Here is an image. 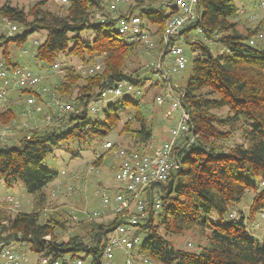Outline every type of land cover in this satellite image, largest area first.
I'll return each mask as SVG.
<instances>
[{
  "label": "trees",
  "instance_id": "trees-1",
  "mask_svg": "<svg viewBox=\"0 0 264 264\" xmlns=\"http://www.w3.org/2000/svg\"><path fill=\"white\" fill-rule=\"evenodd\" d=\"M48 1L34 0L28 8L7 1L0 3V17H7L19 28L9 37L0 27V47L4 46L1 68L20 66L9 55L7 43L22 45L36 31L46 32L45 39L32 50L35 60L47 71L45 75L60 54L75 57L83 64L94 63V57H98L101 68L87 74L79 84V71L65 66L64 75L49 84L46 92L38 93L29 87L13 90V97L9 92L8 101L0 110V128L12 127L17 118L19 107L12 103L16 96L22 105L30 96L45 102L50 92L69 101L72 90H77L70 102L74 111L58 115L49 105L45 118L50 116L51 123L28 129L21 127L17 143H0V182L6 189L22 182L32 203L30 212L12 214L0 209V243L21 251L27 249L39 257H47L50 263L58 260L59 264H67L80 259L82 263L102 264L109 235L118 224L124 223V217L115 214L106 221L88 217L78 222L84 235L73 233L66 239L58 238L56 231L67 228L65 215L55 212L41 220V211L48 202L45 188L58 177L45 162L61 142L74 140L78 145L90 147L103 140L116 128L126 107L132 110L120 133H128L131 142L123 147L152 152L159 145L153 147L152 129L142 112L141 101L152 93L151 102L156 104L154 97L160 82L154 63L159 54L163 58L168 53L169 46L177 39L173 38L168 45L162 39L166 19L175 10L161 12L167 0L159 3L148 0L149 4L134 0V4L118 6L117 14L134 13L143 20L154 41L153 46L147 47L142 41H129L114 30L116 19L111 18L114 15L109 0H104L105 6L103 0H66L59 3L65 6L63 14L49 10ZM197 10L198 19L183 29L178 42L195 53L191 72L184 85L172 83L188 114L189 130L173 149L172 157L178 166L171 170L166 181L150 184L142 194L146 206L138 214L135 234L140 236V242L134 264L139 259L144 264L142 258L154 264H264V243L248 236L245 217L225 221L226 215L234 218L230 207L251 190L254 195L249 205V220L255 213L264 211V47L257 39L259 33L264 35V29L259 21L253 29L238 30L234 18L240 9L236 0H199ZM84 31H89L92 37L81 38ZM251 38L255 39L253 45L249 43ZM213 43L219 46L217 53L209 46ZM144 52L152 53L154 61L147 59L125 72L130 58H138L140 64ZM120 81L139 88L140 100L125 96L105 106L102 120H91L88 116L91 102L104 89ZM163 104L167 105L166 116L169 107ZM222 109H226L225 114H218ZM236 133L242 141L227 145ZM115 146L121 145L115 143ZM77 154L72 153L71 158ZM104 157L105 153L100 154L94 165L99 166ZM212 211L217 214L216 221L209 219ZM124 212L134 213L133 206ZM187 232L203 241L197 243L196 251L175 247L167 239Z\"/></svg>",
  "mask_w": 264,
  "mask_h": 264
},
{
  "label": "rangeland",
  "instance_id": "rangeland-1",
  "mask_svg": "<svg viewBox=\"0 0 264 264\" xmlns=\"http://www.w3.org/2000/svg\"><path fill=\"white\" fill-rule=\"evenodd\" d=\"M7 1L12 5L23 6L28 8L30 4L33 3L34 0H0V3ZM161 0H153V3H159ZM264 0H236V3L239 7V13L236 15L234 20L237 22V28L239 31H245L246 29H253L259 21H261V26L264 29V6L260 7L259 3ZM150 1L145 0L144 4H149ZM104 6L106 5V1L102 2ZM108 3V2H107ZM134 4V0H126L123 5ZM46 7L54 12L63 14L64 7L59 5L55 0H49ZM138 9H136L137 12ZM163 14L168 12V8L166 6L163 7L161 11ZM151 27V26H150ZM1 29V28H0ZM114 30L117 31V24L114 25ZM264 31V30H263ZM264 33V32H263ZM46 36L45 31H36L31 33L26 42L22 45H17L14 42L7 43V49L9 51V55L14 58V60L25 68H29L36 73L43 75L40 84L37 88L45 87L48 89L49 84L51 85L53 82H56L62 77L65 73L63 69L65 66H72L73 68L78 70L81 79L78 81L79 84L83 83V78L98 69H100V59L98 57H94V63L83 64L79 59L75 57H70L68 55L63 56L60 54L56 60L59 63L60 71L51 70L48 72V75H45L47 71L45 68L40 67V64L33 57L32 50L36 47L37 43H41ZM81 38L90 39L92 34L89 31H84L80 34ZM261 41H258V44L264 47V35L260 38ZM180 44V43H179ZM184 50V54L186 55L188 62L186 67L181 70L179 74H176L172 77L173 85L180 86L184 85L190 72L192 69V60L195 57V53H193L189 46L186 44H180ZM211 50L214 53H217L216 50L219 49L217 44L209 45ZM26 50L27 52H24ZM4 51V46L0 47V57H2V53ZM147 53V54H146ZM154 61L155 56L152 53L144 52L141 55L140 61L136 57L130 58V62H127V66L125 72H130L134 68L139 67L144 64L146 60ZM152 61V62H153ZM62 64V67H61ZM98 64V65H91ZM141 69V68H140ZM156 76L153 74L151 80L154 81ZM154 90V89H153ZM176 91L178 89L175 88ZM77 90L73 89L70 98L67 101L66 97H61L58 94L59 99L64 102H72L74 97L76 96ZM151 95L149 93L146 97L143 98L141 103L143 104L142 112L144 113L148 124L151 126L153 133V141L155 145L161 143V139L165 136V132L171 127V125L176 121L178 117V112H174L172 114V118L165 116V110L167 109V105H157L151 102ZM128 96L132 99L140 100V95L135 94H122L115 98H110L111 95L107 94L106 97L110 99H105L104 101H99L97 103L93 102L92 104L98 107L97 112H92L89 109L88 116L91 120H102L103 119V109L107 104L111 102L121 100L123 97ZM26 100V99H25ZM8 101V100H7ZM21 100L19 97L16 99L13 104L19 107V113L26 109V104H21ZM4 103L0 104V110L3 109ZM24 106V107H23ZM49 107V98H45L44 101H37L31 106V117L29 116L27 120L22 118L17 114V118L12 122V131L13 137L5 141L6 144L11 145L17 143V139L19 136V131L21 130L22 121H27L30 125H36L37 127L44 126L45 113H47ZM37 110V111H36ZM131 107H126L120 115V120L117 123L116 128L111 131L103 140L93 144L90 147H86L84 145H78L76 141L71 140L68 142H61L58 147L52 149L51 153L47 156L45 165L48 169L52 171H56L58 173V177L52 183L48 184L45 188V192L48 195V202L45 205L43 211H41V220L45 219L49 214L59 212L62 216L65 215L67 220V228L64 231H56L58 238L66 239L70 234H80L84 235L85 231L80 228L78 222L85 218H88L89 215L95 210L101 208V193L103 188L109 189V192L112 193L117 182L114 179L115 168H116V159L112 156L110 152H106L103 144L106 141H111L114 143H118L121 146H126V142H131L130 135L128 133H120V129L122 128L124 120L129 115L131 111ZM226 109H222L217 111L218 114H225ZM30 126V127H31ZM18 134V136H17ZM241 138L238 133L234 134L227 145H231L233 143L241 142ZM74 152H78L77 156L71 158V154ZM105 157L103 162L99 166L94 165V161L100 154H104ZM93 169L90 171V168ZM78 177L77 182H79V187L71 193H66L63 185L65 182L74 181L75 178ZM256 183L258 181L256 180ZM260 189V186H259ZM254 195V191H248L243 199L236 205L230 207L231 213L234 214V218H230L228 215L225 216V221L230 222L231 219L239 220L241 215L245 217L244 224L247 228V234L250 237L256 238L260 242L264 243V211L261 213H255L254 217L249 220V205L251 203L252 197ZM11 197L13 200L9 201ZM0 209H4L6 212H12V214L18 211L30 212L32 209L31 196L26 193L23 183L18 182L13 185L12 188L6 189L2 182H0ZM113 213L110 210H105L101 215L94 218L97 221H106L111 219ZM209 219L212 221L217 220V214L212 211L209 215ZM192 233L187 232L182 236H169L168 240L174 244L175 247L188 249L192 251L197 250V243H202L203 241L200 238H193ZM25 253L22 257L21 264H38V255L34 252L28 251L27 249L23 250ZM141 260H138L137 264L140 263ZM82 264H87L83 262ZM102 264H123V254L121 251H115L114 256L110 260H103ZM150 264H154L153 262Z\"/></svg>",
  "mask_w": 264,
  "mask_h": 264
},
{
  "label": "built area",
  "instance_id": "built-area-1",
  "mask_svg": "<svg viewBox=\"0 0 264 264\" xmlns=\"http://www.w3.org/2000/svg\"><path fill=\"white\" fill-rule=\"evenodd\" d=\"M60 4H64L66 0H55ZM126 0H109V9L113 15L111 18L116 19L117 31L128 38L129 41H142L147 47L154 45V41L144 28L143 20L134 13L123 12L117 14L119 5L124 4ZM199 0H167L164 5L168 10H175L165 22L162 39L164 45H168L175 37L177 39L169 46V51L162 58V54L154 63L157 79L160 82L159 91L154 97L157 105L163 103L168 104L166 116L172 118L174 112H178L176 121L168 129V136L164 139L152 152H145L139 148H127L123 146H115L114 142L106 141L103 146L105 150H110L112 156L117 160L114 179L117 182L112 193L109 189L103 188L101 193V208L95 210L89 215L90 218H96L105 210H110L113 215L121 214L124 217V223L118 224L109 235V240L103 250V260H110L114 256L115 251H121L123 254V264H134V255L137 245L140 242V236L135 234L136 224L138 223V214H140L146 203L143 199V192L152 183L164 182L170 175L173 168L178 166L177 160L172 157L174 146L177 145L180 137L189 130V118L185 109L181 105L180 96L175 93L172 86V77L179 74L186 67L188 59L184 54L182 46L178 43L182 37L179 34L186 26L198 19ZM260 7L264 6V2L259 3ZM98 16V15H97ZM0 27L5 31L6 36H13L18 32V26L5 16L0 17ZM199 32V30H198ZM261 33L257 39L262 38ZM177 41V42H176ZM249 43L253 45L255 39L251 38ZM24 52H27L24 50ZM54 70L60 71L59 63H55L52 67ZM43 75L27 69L23 66H16L12 69L1 68L0 65V104L8 98L9 92L25 87L33 88L38 93L46 92L45 87L37 88L42 80ZM140 89L129 84L126 81H120L116 85L104 89L101 96L94 100L97 103L105 99L115 98L122 94H139ZM110 94L111 97H106ZM49 105L58 115H63L74 111V107L69 102L59 99L57 93H51L48 96ZM35 102V97L30 96L26 99V109L22 111L20 116L24 120L31 117V106ZM91 104L89 109L97 112V106ZM76 112H79L76 110ZM27 120V119H26ZM14 122V121H13ZM51 123V117L44 119V124ZM30 123L22 121L20 127L28 129ZM13 137L11 126L6 125L0 128V143L7 141ZM193 138H191L192 140ZM93 167L90 168V171ZM68 181L63 185L66 193H71L79 187L77 182ZM12 201L9 197L7 199ZM133 206L134 213L126 215L124 211ZM159 207V202L155 201V208ZM48 237H46L47 239ZM25 253L20 249H16L6 244L0 243V264H21L22 256ZM144 264L150 263L148 259L142 258ZM38 264H59L58 260L50 263L47 257L38 256ZM67 264H82L80 259L67 261Z\"/></svg>",
  "mask_w": 264,
  "mask_h": 264
},
{
  "label": "crops",
  "instance_id": "crops-1",
  "mask_svg": "<svg viewBox=\"0 0 264 264\" xmlns=\"http://www.w3.org/2000/svg\"><path fill=\"white\" fill-rule=\"evenodd\" d=\"M10 93H11L12 97L15 95L14 91H11ZM166 136H167V132H165V136H163V138L161 139V142L166 138ZM152 144H153V147L156 146L154 142Z\"/></svg>",
  "mask_w": 264,
  "mask_h": 264
}]
</instances>
